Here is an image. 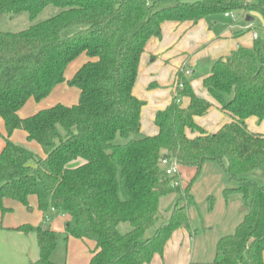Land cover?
<instances>
[{
  "label": "trees",
  "instance_id": "16d2710c",
  "mask_svg": "<svg viewBox=\"0 0 264 264\" xmlns=\"http://www.w3.org/2000/svg\"><path fill=\"white\" fill-rule=\"evenodd\" d=\"M48 5L58 8L55 15L20 31H0V118L6 131L0 212L8 211L5 200L30 208L28 198L35 196L40 211L70 217L64 239L94 244L88 264H146L163 254L177 228L190 229L192 184L205 162H216L234 182L222 190L225 202L239 196L244 216L218 239L213 263L264 264V134L250 132L245 122L250 116L264 120V39L256 35L251 48L216 59L203 78L218 108L232 118L214 133L194 121L211 103L193 92L186 66L176 72L175 86L189 104L156 111L155 135L141 133L145 101L133 94L140 57L148 40L161 36L163 23L195 25L209 15L240 11L260 15L264 27V0H0V17L26 12L33 21ZM81 54L88 60L66 79L67 66ZM64 82L79 90L75 104L18 116L30 98L39 102ZM18 129L42 155L10 140ZM163 158L194 167L195 175L185 185H172L179 177L165 173ZM165 196H173L167 219L159 207ZM17 229L37 237L38 259L28 264H58L51 260L56 232Z\"/></svg>",
  "mask_w": 264,
  "mask_h": 264
},
{
  "label": "crops",
  "instance_id": "0c3cea01",
  "mask_svg": "<svg viewBox=\"0 0 264 264\" xmlns=\"http://www.w3.org/2000/svg\"><path fill=\"white\" fill-rule=\"evenodd\" d=\"M232 14H235V12H232ZM223 15L226 18H231L225 16V14ZM249 16L253 20L246 21L245 18L247 24L242 26L226 25L211 18V15L199 20L195 25L187 22L178 24L170 21L162 24L161 36L150 38L145 46L144 52L140 57L137 78L133 87V94L145 101L140 113V131L142 134L151 136L157 133L158 129L154 124L156 111L162 110L171 104H176L181 108L188 106L189 98L178 94L175 86L176 72L184 63L189 66L191 72L187 76L193 92L198 97L211 103V107L207 113L203 116L194 117V121L209 133L218 131L224 124L232 121V118L228 114L218 108L217 102L203 87L202 81L209 74L213 61L218 58L227 57L239 47H252L255 38L254 34L257 35L252 27L256 13ZM75 72L72 71L71 74L74 75ZM70 76H65V78L70 79L72 77ZM78 96V89L75 91L65 82L60 83L41 101L37 102L33 98H30L19 109L18 116L20 118H27L57 103L71 106L77 102ZM245 122L250 132L264 134V120L258 121L256 117L250 116ZM187 135L189 137L195 136V134L189 131H187ZM5 136L4 121L0 118V151L5 145L3 138ZM10 140L29 147L42 155L40 146L34 141H29L26 132L23 130H15L11 134ZM77 162L81 163L82 160H78ZM179 181L180 184L185 185V182L180 178ZM190 192L192 194V189ZM171 198L173 200V196ZM194 202L189 206L190 208L194 205ZM28 203L30 208L25 207L17 201H4V206L8 208V211L3 214L0 212V264H16L18 260L21 261L22 248L21 246H17L14 237H17L19 233L25 235L35 234L33 232L24 233L19 231L17 228L22 225L48 227L56 233L58 230L64 239V229L70 221V217L67 214L56 212L50 208L51 211L57 213V222L53 224L51 222L52 219H46L45 212L37 208L35 196H30ZM243 216H240L239 221L234 223L231 233L234 231L235 226L243 219ZM220 236L212 245V253L208 258H204L196 240V231L190 221V229L177 228L167 241L163 254L155 255L146 264H214L215 246ZM64 242L65 258L62 263L58 264L89 263L91 258L90 250L94 246L92 242L73 237L64 239ZM67 251L68 254L70 253L68 257ZM38 255L39 253H37V257L34 260L29 259L28 263L35 262L38 259Z\"/></svg>",
  "mask_w": 264,
  "mask_h": 264
},
{
  "label": "rangeland",
  "instance_id": "374dc122",
  "mask_svg": "<svg viewBox=\"0 0 264 264\" xmlns=\"http://www.w3.org/2000/svg\"><path fill=\"white\" fill-rule=\"evenodd\" d=\"M252 1V0H250ZM58 11V8L53 5L46 6L37 17L31 21L26 12H20L14 16L3 15L0 17V31L16 32L25 29L29 25L43 21ZM254 12H235L236 20L224 17L223 14H213L211 18L235 26H242L247 24L245 18L247 15H252ZM253 30L257 35L264 39V27L263 21L260 15L256 14L253 21ZM88 57L85 54L78 56L73 62H71L66 70L65 76L73 75L77 68ZM202 65V64H201ZM197 70V69H196ZM70 76V77H71ZM196 76V74H195ZM72 90L77 91V88L71 87ZM176 175L185 183L189 182L195 175V168L190 166L177 165ZM259 182H263V177L259 175L257 177ZM234 182L230 181L224 169L216 162H205L199 172L198 177L192 184V194L194 195L193 201L194 207L187 211L189 212V220L192 227L196 231V240L201 253L204 258H208L212 253L214 241L221 235H228L232 231L234 223L239 221L240 216L244 214V207L242 206L240 197H232L229 201L225 202L222 194V190L226 187L233 186ZM210 198L213 200L212 209L208 212L210 206ZM195 199V200H194ZM172 198L171 196H165L160 199L159 207L162 211L163 219H167L172 211ZM180 202L178 204H182ZM240 203V204H239ZM208 209V210H207ZM57 213L48 208L45 211V218L52 219V223L55 224ZM60 231L57 230V248L51 256V260L55 263H62L65 258V242ZM220 236V237H221ZM17 246H21L22 255L21 261L18 260L16 264H27L29 259L34 260L37 257V245L35 234L25 235L19 233L17 237H14ZM70 254V253H69ZM67 251V257H68ZM21 262V263H20Z\"/></svg>",
  "mask_w": 264,
  "mask_h": 264
},
{
  "label": "built area",
  "instance_id": "2783aa9c",
  "mask_svg": "<svg viewBox=\"0 0 264 264\" xmlns=\"http://www.w3.org/2000/svg\"><path fill=\"white\" fill-rule=\"evenodd\" d=\"M225 16H229L231 17L233 20H235V16L234 14H232V12H226L225 13ZM255 35V38H256V34ZM185 67V74L186 75H189L191 72L189 70V67H187V64L184 63L182 65V67ZM161 165L164 167V170H165V173L168 175V176H177L176 173H177V170H176V167H177V162L174 160V159H169V158H163L161 160ZM180 182L178 181H172V185H178Z\"/></svg>",
  "mask_w": 264,
  "mask_h": 264
},
{
  "label": "water",
  "instance_id": "95a60500",
  "mask_svg": "<svg viewBox=\"0 0 264 264\" xmlns=\"http://www.w3.org/2000/svg\"><path fill=\"white\" fill-rule=\"evenodd\" d=\"M252 20H253V18L251 16H249V15L246 16V21H252Z\"/></svg>",
  "mask_w": 264,
  "mask_h": 264
}]
</instances>
